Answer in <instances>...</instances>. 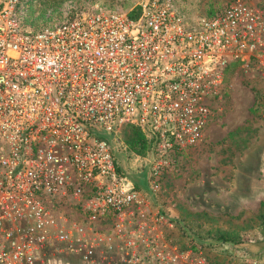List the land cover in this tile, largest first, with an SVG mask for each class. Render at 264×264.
<instances>
[{"label":"built area","instance_id":"obj_1","mask_svg":"<svg viewBox=\"0 0 264 264\" xmlns=\"http://www.w3.org/2000/svg\"><path fill=\"white\" fill-rule=\"evenodd\" d=\"M189 1L95 6L30 30L20 0H0V264H212L171 242L148 197L203 139L226 69L264 74V0L192 19ZM130 127L151 140L147 190L115 155Z\"/></svg>","mask_w":264,"mask_h":264},{"label":"rangeland","instance_id":"obj_2","mask_svg":"<svg viewBox=\"0 0 264 264\" xmlns=\"http://www.w3.org/2000/svg\"><path fill=\"white\" fill-rule=\"evenodd\" d=\"M232 0H190L188 18L222 9ZM257 6L263 0H245ZM134 0H20L22 21L30 30L54 27L95 6L127 9ZM127 7V8H126ZM130 133L117 137L115 155L123 170L147 190L150 154L128 145ZM102 139H111L102 133ZM149 203L173 224L165 229L181 249H195L212 264H264V74L232 63L225 71L224 96L210 117L203 139L176 153L163 171ZM219 237L237 240L235 244ZM54 264H71L70 261Z\"/></svg>","mask_w":264,"mask_h":264},{"label":"trees","instance_id":"obj_3","mask_svg":"<svg viewBox=\"0 0 264 264\" xmlns=\"http://www.w3.org/2000/svg\"><path fill=\"white\" fill-rule=\"evenodd\" d=\"M130 6L131 5H129L128 8ZM209 14H212V12H209ZM23 24H24V22H23ZM26 28H28V27H26ZM125 131L126 132L128 131L131 134L130 138L127 140V143L132 148V150H134L136 153L141 154V155L145 154L146 152H148V154L150 153L151 140L145 134H143L141 131H139L138 129L133 128V127L126 128L124 130V132ZM260 210H261V212H260L261 230L264 231V202L260 203ZM218 241H221L225 244H235L238 242L237 240H231V239H228L226 237H219ZM193 250H195V249H193Z\"/></svg>","mask_w":264,"mask_h":264}]
</instances>
